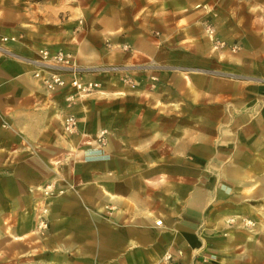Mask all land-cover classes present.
I'll return each mask as SVG.
<instances>
[{
	"label": "crops",
	"instance_id": "1",
	"mask_svg": "<svg viewBox=\"0 0 264 264\" xmlns=\"http://www.w3.org/2000/svg\"><path fill=\"white\" fill-rule=\"evenodd\" d=\"M79 5L75 19L69 13L63 22L44 21L36 35L0 44L2 264H28L27 244L34 240L27 237L29 189L50 176L76 185L53 202L45 241L50 264H211L209 257L221 264H264V234L255 238L222 220L258 211L264 220V90L257 94L247 83L236 91L228 80L168 66L210 54L205 23L218 36L238 37L246 51L264 46V0ZM106 40L109 46L127 43L132 51L112 53ZM42 47L71 52L88 71L113 60L139 66L135 87L115 76L84 73L101 85L75 102L70 111L77 130L66 134L64 97L71 89L50 92L33 77ZM145 58L167 66L142 67L137 60ZM239 60L245 70L256 63L246 55ZM208 103L236 111L225 147L220 122H204ZM101 130L107 131L103 149L109 157L86 161L83 152ZM214 161L221 163L212 169ZM204 162L209 164L202 168ZM159 163L164 181L156 176ZM39 258L37 264L49 260Z\"/></svg>",
	"mask_w": 264,
	"mask_h": 264
},
{
	"label": "rangeland",
	"instance_id": "2",
	"mask_svg": "<svg viewBox=\"0 0 264 264\" xmlns=\"http://www.w3.org/2000/svg\"><path fill=\"white\" fill-rule=\"evenodd\" d=\"M86 2L91 4L93 9H97L103 4H107V0H0V44H4L1 41V38L7 36L9 32L18 33L20 38L24 39L25 34L36 35L39 32V28L42 22L52 23V20L63 22L66 21L69 13H73L74 19L81 14L79 3ZM240 16L246 17L248 14H245L243 9L240 11ZM210 27L213 29V33L210 34L207 31V28ZM158 36L159 34H153ZM210 42L209 55H206L204 58H201V61H194L191 64H168V66L174 67L177 70H186L182 71L183 73H202L210 76L218 77L223 80H228L229 82L235 83V90H240L241 84H251L255 89L257 94H260V89L264 90V46L259 48H253L246 51L242 43L239 41L238 37L228 39L227 37L218 36L216 28L211 23H205L204 31L202 34ZM110 41H105V46L110 49H113L112 53L118 52H130L132 48L127 43H114L109 44ZM245 51V53H244ZM248 56L250 59L256 61L252 66L246 67L244 69V63L241 62L243 56ZM189 56V55H188ZM188 60L190 58H187ZM140 62L139 65L142 67L156 68L157 66L165 65L164 63L159 64L155 62L152 58H145L143 61L137 60ZM167 66V64L165 65ZM140 68L139 66L127 64L122 60H113L109 63H101L93 65L90 70L83 69L89 74H101L106 76H115L118 81L127 85L130 89H134L135 80L134 75L136 74L135 69ZM254 93V92H253ZM88 96V95H85ZM85 96L80 97L84 98ZM256 107H253L251 110L252 113L257 114L258 111L255 110ZM204 111V122L211 123L212 121H219L221 127L220 133L222 134L221 146L225 147L227 138L233 133V116L236 111L231 108L230 105L227 107L222 103L220 104H203ZM239 114V112H238ZM236 121V120H235ZM103 144H98L96 141L95 144L91 145L88 149L84 150V158L88 160H103L109 157L108 154H105L103 147L106 145V130L99 131L96 134L95 139L102 133ZM171 135L176 134L174 130L170 131ZM264 133V129H262ZM226 137V139H224ZM221 163L214 161L210 163L212 169L217 167ZM155 163H151L154 165ZM209 162H204L203 167L205 168ZM159 166L156 168V176L161 178L164 181L162 173L158 167L162 168V164L159 163ZM214 171V170H213ZM159 172V173H158ZM48 173V172H47ZM50 174V172L48 173ZM227 182V179H226ZM159 181L155 182L153 186H158ZM76 185L73 182H69L63 179L61 176L47 177L45 179L44 185L35 187L34 189H29L33 194V203L31 208L28 210V216L32 219V226L27 232L28 239L32 237L34 240H29L27 247L29 253L27 254V263L28 264H37L41 262L39 258L40 255H47L49 260L45 259L46 264L51 263L50 254L52 249L45 246V241L48 239L49 228L51 223V214L52 206L55 199L67 195L69 192L75 190ZM154 187H151L153 189ZM76 192V191H75ZM145 195L144 197H146ZM143 197V198H144ZM109 210H112V207L108 206ZM261 213L257 212L256 215L252 216H243L239 215H228L223 217V222L226 226L235 225L237 228L245 229L255 238H258L260 234H264V220L260 219ZM155 225H161V220L155 222ZM26 237V238H27ZM4 256L0 254V264H2ZM210 258L211 264H221L218 263L215 258ZM12 262L14 259L11 260ZM61 261H66L62 260Z\"/></svg>",
	"mask_w": 264,
	"mask_h": 264
},
{
	"label": "built area",
	"instance_id": "3",
	"mask_svg": "<svg viewBox=\"0 0 264 264\" xmlns=\"http://www.w3.org/2000/svg\"><path fill=\"white\" fill-rule=\"evenodd\" d=\"M207 31L213 33V29L208 27ZM20 38L19 34L7 35L1 38L3 43L16 41ZM38 58L33 61L36 69L33 77L50 92L70 88L71 90L65 95L64 102L67 111L62 120L64 133L73 134L77 130V118L70 111L75 102L82 96L89 95L100 88L101 83L95 79L83 77L88 73L80 67L69 51L62 48L54 50L48 47L38 49ZM102 133L98 135L95 141L103 144Z\"/></svg>",
	"mask_w": 264,
	"mask_h": 264
}]
</instances>
